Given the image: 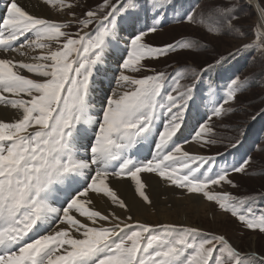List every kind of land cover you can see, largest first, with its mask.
<instances>
[{"label": "snow or ice", "instance_id": "obj_1", "mask_svg": "<svg viewBox=\"0 0 264 264\" xmlns=\"http://www.w3.org/2000/svg\"><path fill=\"white\" fill-rule=\"evenodd\" d=\"M43 3L61 13L68 9L71 19L57 22L30 14L17 0H9L6 15L0 13V106L13 113L10 120L0 118V264H264V251H241L223 234L137 219L132 205L112 186L127 180L139 203L153 208L144 174H155L182 196L213 202L246 229L264 234V213L257 214L251 201L216 190L225 184L237 187L230 177L246 174L252 157L220 168L214 162L221 154L198 155L183 147L191 141L217 143L207 121L231 112L226 106L249 89V78L237 75L227 78L218 100L211 84L207 95L199 93L204 73L229 58L244 52L264 56V3L254 5L259 23L250 43L199 70L184 66L171 74L149 69L145 61L192 51L200 42H145L168 22L164 17L170 0H151L148 11L154 22L147 27H137L138 0H101L82 16L70 11L77 5L68 0ZM245 5L253 6L250 0H212L202 8L193 0L173 22L203 25L214 19L218 27L209 30L217 35L244 36L234 21L245 15ZM125 25L127 55L119 63L115 87L93 119L94 77L105 48ZM73 26L75 33L66 30ZM144 71L152 74L137 75ZM188 77L190 82L182 84ZM201 107H210L207 121H197L190 140L178 143L187 113ZM261 114L264 109L251 119ZM236 131L232 149L247 135L243 127ZM144 146L152 149L151 158H140ZM98 200L122 213L98 209Z\"/></svg>", "mask_w": 264, "mask_h": 264}, {"label": "rangeland", "instance_id": "obj_2", "mask_svg": "<svg viewBox=\"0 0 264 264\" xmlns=\"http://www.w3.org/2000/svg\"><path fill=\"white\" fill-rule=\"evenodd\" d=\"M68 2L77 5L70 11L76 13L77 16H82L86 10L90 8L94 9L98 4H100L101 0H68ZM148 2H151V0L146 2V9H148ZM190 2L191 0H187L186 3L181 5L180 11L175 14H182L186 9L189 8ZM220 2H226V0H220ZM7 3H9V0H7ZM211 3L212 0H200L202 8L209 7ZM261 3H264V0H261ZM33 4H35V8L32 9V11H34V15L36 14L37 16L39 15L41 17H45L47 15L46 17L48 18H50V16L52 15V17L54 18L51 19L57 22L71 19V17L67 15V12L69 11L68 9H65L63 13L58 12L56 9L52 8L51 5H45L43 3V0H33ZM44 5L46 7H44ZM6 8L7 7H5V9ZM244 11L245 15L242 18L234 21V24L237 25L244 33V36H241L239 32L217 35L215 32L210 31V28L218 27L214 19H208L203 25L199 23L177 24L173 22V17L175 14L170 13L171 15L167 16V13L169 12L167 8L164 18L168 22L163 23L162 27H159L157 32L149 33L145 37V42L153 46H162L165 44L173 43L175 41H179L181 39H187L198 40L200 42V47L192 51H179L177 53L170 54L167 58H160L159 60L147 59L145 63L148 65L149 69H154L155 71H164L171 74L179 71L184 66L196 67L197 70H199V68L205 66L206 64L212 63L216 58L220 56H227L228 53L233 52L237 47H240L241 45L246 43H250L255 38L253 32L255 26L259 23L258 14L257 12H255L252 6L248 5H245ZM135 15L139 19V24L137 25V27L151 26L154 22L152 12L149 11L148 15L145 7L140 9V11ZM155 23L160 24L161 21L157 19ZM91 27L94 28L95 25ZM66 30L75 33L77 31V28L76 26H73L72 28ZM128 31V26L125 25L124 29L119 33V37H114L116 39V44H119L123 47L125 46L127 48L126 43H124V41L122 40V35L127 36ZM126 48L123 51L124 55L122 54V56H119L116 54L117 51H113L115 55L112 56L113 53H111L109 55L110 57L107 58V61L109 62L113 60V57L114 59L117 56L121 57L120 59L115 60L113 64L114 75L112 80L114 85H112V88L108 90L106 94L110 95L112 89L115 87L116 77L118 76L117 69L119 67V63L127 55ZM115 49L117 48L115 47ZM107 61H104L102 63V65L100 66V71L95 76H98L99 78L103 77L101 74H103L104 72V67L106 64L105 62ZM111 64L107 63L108 66H111ZM225 65H227V69L225 72L229 73L230 76L238 75L241 79L248 77L250 81V87L247 91L239 94L238 99L234 103L226 106L232 108L231 112H228L221 118L213 117L210 121H207L206 117V119L203 120V122L207 121L208 126L213 129L214 136H211V138L215 139L217 143L207 146H202L200 144V151L204 156H217V154H221L220 156H217V162L214 163L216 164V166L223 168L239 161L242 156H245L242 155L241 151H243L244 148L249 149V152L244 153L250 155L253 162L247 173H234L230 177L237 184V187H232L225 184L222 189L217 188L216 190L230 193L234 197L244 198L251 201L252 203L257 197H264L263 117H261L260 122L257 125L259 129L254 130L253 134H250L251 139H249V141H247L245 144H242V146L237 149V152L233 158L231 157V153L234 149L230 148V143L231 138L237 135L236 130L238 128L243 127L247 130V132L251 130L249 129L251 123H253L251 117L260 112L261 109H264V56H262L258 52H244L241 55L229 58ZM220 67H224V64ZM148 74L152 73L150 71H144L137 75L143 76ZM102 82L103 81H100V83ZM189 82L190 77L181 80L182 84ZM226 83L227 79L222 84V87L225 88ZM224 88H222V96L224 95ZM203 93V95L207 94L205 92ZM201 108L210 111V107ZM189 112L197 113L198 111L196 109H193ZM91 114V116H93L96 113L92 111ZM263 115L264 114H261L257 116V118ZM253 126H255V124ZM196 130H198V127L196 128ZM183 132H185V128L183 129ZM180 142L183 141H179L178 143ZM188 144L189 143L183 144V147H186ZM144 148L145 146L141 148L140 154L142 155L140 156H143L142 159H148V157L144 154ZM158 192H156L154 196H152V198L159 197L160 194L161 199H164V201H168V198L166 197V194L168 195V190L166 188L163 187L161 190H158ZM202 201L205 202V204L208 203L215 214L224 215L225 218L219 221H213V217L210 214L208 217L206 216V218H201L202 221L198 219L195 221V223L191 222L189 226L198 227L207 232L215 234H223L233 245H235L241 251H246L249 249L255 250L257 252L264 251V234H261L258 231L246 229L237 218L232 217L230 213H225L220 210L215 203L208 202L206 200ZM257 214L261 213L259 212ZM176 224L180 223L176 222Z\"/></svg>", "mask_w": 264, "mask_h": 264}, {"label": "bare ground", "instance_id": "obj_3", "mask_svg": "<svg viewBox=\"0 0 264 264\" xmlns=\"http://www.w3.org/2000/svg\"><path fill=\"white\" fill-rule=\"evenodd\" d=\"M250 1H251V4L253 5L252 7L254 8L255 12H257V8L254 6L257 0H250ZM17 2L22 7H25V10L29 11L30 14H34L33 13L34 11H32V9L35 8V4H33V0H26V1L17 0ZM2 3H7V0H0V5H2ZM44 7L46 6L44 5ZM51 18L53 19L54 17H52L51 15L49 19ZM122 37L125 40V42L129 39L128 35L127 36L122 35ZM115 47L117 49H115ZM125 48H126L125 46L123 47L119 44H116V39L113 38L112 43L105 49L104 61H107V58L110 57L109 55L111 53H113L112 56L115 55L113 51H117L116 54L119 56H122ZM34 54L36 53H33V52L29 53V55H34ZM10 55H14V54H10ZM119 56L115 57V59L113 57V60L109 62L108 61L105 62L106 64L104 67V72L103 74H101L103 76L102 78H99L98 76L94 77L95 85L90 95V104L92 105L90 109V115H92L91 114L92 111L96 113L95 115L92 116L93 119H95L97 114L99 113L100 106H101L100 104L101 100L105 97L107 91L111 89L112 87L110 82L112 81L113 75H114L113 64L115 60H118L121 58ZM15 58L23 59V57H20L18 55ZM107 63H110V64L112 63V64L111 66H108ZM100 81H103V82L100 83ZM102 86H104V88H101ZM197 111H198L197 113L195 112L187 113L186 115L187 123L184 127L185 132L182 131L179 134V138L177 142L190 140V138L193 136L194 131L198 127L197 121L203 122V120H205L207 117L206 113L210 114V111H208L207 109L204 110L202 108H199V110ZM0 118L10 120L13 118V113L11 110L0 106ZM184 149L189 151L190 153L202 155L200 151V143L196 141H191L186 147H184ZM144 150H145L144 151L145 156H147L148 158H151L150 152L152 151V149L149 148L148 146H145ZM142 157L143 156H140L141 159ZM144 175L148 177L149 187L147 188L146 191L153 201V205H154L153 208H148L142 205L141 203H139L138 197L135 196L134 191H133L134 186H132L127 180L112 182V186L114 187L115 190L118 191V194L121 196V198L125 199L126 202L132 205L133 214L137 219L141 221L149 222L152 224H156L160 222H168V223L178 222L180 224L189 226L191 222L195 223V221L198 219L202 221L201 218L203 217L206 218V216L208 217L210 214L213 217L212 219L213 221H219L225 218L224 215L215 214L210 208V205L208 203L205 204V202H203L200 199L187 198L185 196H182L180 190L170 187L169 185L165 184L163 181L159 180L155 175H152V174H144ZM163 187L168 190L167 192L168 195L166 194L168 201H164V199H161L160 194H159V197L155 196L156 198H152V196H154V194L158 192V190H161ZM152 191H153V194H152ZM96 204H97V208L100 210L107 209V208L114 209V206L110 205V202L106 203L104 200H98L96 201ZM114 210H116L118 213H122V210H119V209H114Z\"/></svg>", "mask_w": 264, "mask_h": 264}, {"label": "trees", "instance_id": "obj_4", "mask_svg": "<svg viewBox=\"0 0 264 264\" xmlns=\"http://www.w3.org/2000/svg\"><path fill=\"white\" fill-rule=\"evenodd\" d=\"M147 1H150V0H138L140 5H142L141 8L145 7V10L147 12H149L148 9H146V2ZM186 2H187V0H172V1L170 0V6L168 7V11L169 12L167 13V16H169L171 14H175L178 11H180L181 5H183ZM199 2H200V0H199ZM192 3H193V0H191L190 5ZM149 4H150V2H148V7H149ZM239 68H240V66H239ZM226 69H227V65H225V63H224V67H220L219 66V67H217L216 69H214V70H212L210 72L204 73L203 81H202V83L200 85V88H199V93L200 94H204L203 92H205V93L208 94V85L211 84L212 88H213V91L216 93L215 99H217V100L220 99L222 94H223L222 88H224V87H222V84L230 76L229 73L225 72ZM207 94H205V95H207ZM261 117H263V119H264V115H263V116L258 117L255 121H252L253 123H251V126L249 127V129H251V130H249L247 132V135H246V137L244 139L243 144H245L247 141H249V139H251L250 138V134L251 133L253 134L254 130H258L259 129L257 127V125L260 122ZM254 124H255V126H253ZM241 146H238L236 149H234L232 151V153H231L232 154V156H231L232 158L236 154L237 149H239ZM244 152H249V149L244 148L243 151H241L242 155H247V153H244ZM251 206L256 210L257 213H259V212L260 213H264V197H257L251 203Z\"/></svg>", "mask_w": 264, "mask_h": 264}]
</instances>
